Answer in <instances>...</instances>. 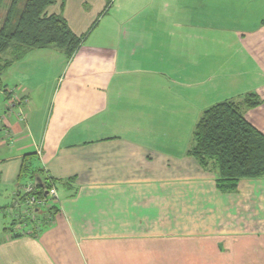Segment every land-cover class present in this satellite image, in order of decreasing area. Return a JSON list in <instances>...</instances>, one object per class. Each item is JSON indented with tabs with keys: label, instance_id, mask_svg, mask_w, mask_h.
Listing matches in <instances>:
<instances>
[{
	"label": "crops",
	"instance_id": "obj_1",
	"mask_svg": "<svg viewBox=\"0 0 264 264\" xmlns=\"http://www.w3.org/2000/svg\"><path fill=\"white\" fill-rule=\"evenodd\" d=\"M44 15L82 42L0 77V264H152L181 246L264 264V177L224 192L188 154L223 102L264 136V0H56ZM24 163L57 193L37 233L9 211Z\"/></svg>",
	"mask_w": 264,
	"mask_h": 264
},
{
	"label": "trees",
	"instance_id": "obj_2",
	"mask_svg": "<svg viewBox=\"0 0 264 264\" xmlns=\"http://www.w3.org/2000/svg\"><path fill=\"white\" fill-rule=\"evenodd\" d=\"M0 0V77L13 62L20 60L32 49L55 48L70 59L80 46L82 39L74 36L66 22L58 16L44 15L46 7L56 0ZM107 6L112 0H106ZM8 59H3L5 53ZM249 102V101H248ZM250 102L248 107H253ZM194 147L188 152L198 164L207 167L213 162L217 172V187L224 192H233L242 179L264 177V136L243 117L238 105L223 102L205 110L193 131ZM39 169L23 164L20 176L40 184L34 187L33 195L46 198V191L55 185L50 177L38 175ZM42 176V177H41ZM25 186V185H24ZM24 199L19 193V201ZM10 209V208H9ZM52 205L39 207L36 221L45 226L46 214L53 211ZM17 236V235H15Z\"/></svg>",
	"mask_w": 264,
	"mask_h": 264
},
{
	"label": "built area",
	"instance_id": "obj_3",
	"mask_svg": "<svg viewBox=\"0 0 264 264\" xmlns=\"http://www.w3.org/2000/svg\"><path fill=\"white\" fill-rule=\"evenodd\" d=\"M19 105V101L13 99L11 100L10 104L8 105V111L11 113L15 106ZM18 117H22V110H19ZM35 184L34 182H30L23 186L21 193L24 196L22 201H18L14 203V207L9 209L10 214L12 217L19 219L18 221L21 224H25L29 222L33 224L32 232L37 233L40 229V223L36 221V216L39 207L50 206L52 203L57 199V193L54 185L46 191V198H37L33 195ZM14 210V211H13Z\"/></svg>",
	"mask_w": 264,
	"mask_h": 264
},
{
	"label": "rangeland",
	"instance_id": "obj_4",
	"mask_svg": "<svg viewBox=\"0 0 264 264\" xmlns=\"http://www.w3.org/2000/svg\"><path fill=\"white\" fill-rule=\"evenodd\" d=\"M23 5H24V0H22L20 2L18 8L21 9L23 7ZM2 13L3 12L1 10L0 14H2ZM0 17H1V15H0ZM2 109H3L2 110V112H3L4 107ZM184 247L181 246L182 252H175L176 250H174V248L173 249H167L165 256H161V257L158 256L159 258L158 257L152 258L151 262H152V264H203V261L201 259L194 258V252L186 250Z\"/></svg>",
	"mask_w": 264,
	"mask_h": 264
},
{
	"label": "water",
	"instance_id": "obj_5",
	"mask_svg": "<svg viewBox=\"0 0 264 264\" xmlns=\"http://www.w3.org/2000/svg\"><path fill=\"white\" fill-rule=\"evenodd\" d=\"M34 184L36 185V184H40L41 185V187L43 188V185L41 184V182H40V180L39 179H35V181H34ZM46 194V193H45Z\"/></svg>",
	"mask_w": 264,
	"mask_h": 264
}]
</instances>
